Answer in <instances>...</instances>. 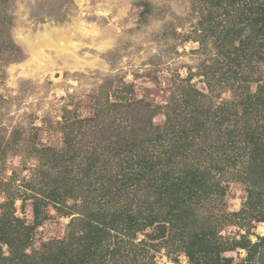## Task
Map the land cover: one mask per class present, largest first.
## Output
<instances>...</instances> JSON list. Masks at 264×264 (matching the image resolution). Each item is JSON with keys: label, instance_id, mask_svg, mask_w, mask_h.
<instances>
[{"label": "rangeland", "instance_id": "obj_1", "mask_svg": "<svg viewBox=\"0 0 264 264\" xmlns=\"http://www.w3.org/2000/svg\"><path fill=\"white\" fill-rule=\"evenodd\" d=\"M213 5L216 0H0V222L2 227H34L28 255L40 259L62 241L76 242L89 218L110 211L111 219L118 202L119 207L129 202L105 195L123 176L117 174L119 157L107 153L96 162L95 169L108 180H101V172L88 179L85 172L94 150L98 154L114 146L117 129L126 138L149 123L153 112L152 123L163 127L166 110L175 105L182 116L194 118L203 117L207 105L220 109L234 99L230 89L213 84L211 91L208 85L213 70L221 67L216 77L221 76L226 60L202 23L208 27L204 20L214 11L212 17L223 21L225 30L231 26L223 9ZM47 38L74 46L49 48L43 45ZM40 45L43 55L36 58ZM189 92L200 95L192 100ZM58 156L62 159L52 161ZM233 177L227 172L220 178L227 189L224 197L214 196L203 208L197 202L192 215L203 219L215 208L213 225L227 245L246 234L256 243L264 236V222L232 216L249 196L247 186ZM147 191L144 187L134 196L146 211L157 198ZM35 203L43 219L38 225ZM161 211L168 217V209ZM123 224L128 227L130 221ZM126 227L113 231L99 250L93 247L96 263L190 264L177 242L168 243L180 233L166 222L135 236ZM62 245L71 254L78 252L76 246ZM0 249V264H23L20 257L8 259L7 245ZM223 257L238 264L247 251L236 249Z\"/></svg>", "mask_w": 264, "mask_h": 264}, {"label": "trees", "instance_id": "obj_2", "mask_svg": "<svg viewBox=\"0 0 264 264\" xmlns=\"http://www.w3.org/2000/svg\"><path fill=\"white\" fill-rule=\"evenodd\" d=\"M222 1L226 6L223 7ZM213 6L223 9L221 14L231 21V26L225 30L224 22L212 17L214 11H210L204 20L209 26L202 23V30L214 36L217 48L226 60L221 76L216 77L221 67L219 71L213 70L217 81L213 83V77L208 85L211 91L215 85L230 89L234 99L229 106L212 109L207 105L203 117L189 118L182 116L179 106L175 105L166 110L167 120L163 127L152 123L153 112L149 123L134 128L126 138L121 129H117L114 146L101 148L98 154L94 150L85 172L88 179L91 174L101 172V180H108L103 171L95 169L96 162L107 153H112L113 158L119 157L120 173L117 174L123 176L113 181L114 187H109L105 195L116 201V198H126L129 202L120 207L118 202L116 211L111 212V219L107 215L110 211L89 218L91 222L86 232L76 237V242L62 241L61 246L40 259L25 252L31 245L30 231L34 227H2L0 222V244L10 249L9 260L20 257L23 264H98L93 258V247L99 250L103 240L112 236L113 231H123L126 227L123 222L128 219L130 224L126 230L132 236L165 222L170 228H176L179 237H171L176 241L168 240V243L177 242V246H173L184 251L190 264H232L233 260L223 254L236 249L247 251L246 259L238 264H264V236L253 243L246 234L239 239L233 238L227 245L218 236V226L213 225L215 208L203 219L192 215L197 202L203 208L214 196L222 198L226 195L227 189L220 186V178L231 172L237 176L232 179L245 184L249 193L243 209L232 216L264 222V0H216ZM198 95V92H189L192 100ZM190 99L187 97L186 102H191ZM140 134L143 137L140 138ZM45 153H50L49 149ZM60 159L61 156L53 157L52 161ZM70 160L74 162V157ZM258 184L261 185L257 187ZM144 187L148 196H157L154 202L145 204L149 206L147 211L144 202H135L134 197ZM38 206L35 203L37 225L43 220ZM162 208L168 209V217H164ZM116 220L121 222V228L114 225ZM247 223L244 226L247 227ZM162 228H166L165 225ZM87 242L90 244H85ZM62 244L76 246L78 252L71 254L72 250ZM119 251L116 250L114 256ZM113 257L110 259L114 260Z\"/></svg>", "mask_w": 264, "mask_h": 264}, {"label": "bare ground", "instance_id": "obj_3", "mask_svg": "<svg viewBox=\"0 0 264 264\" xmlns=\"http://www.w3.org/2000/svg\"><path fill=\"white\" fill-rule=\"evenodd\" d=\"M85 27L83 26V27H81L80 29H81V31H83V29H84ZM85 30V29H84ZM85 33L87 34V32L85 31ZM50 38H47L46 39V41L43 43V45H47L49 48H50V46H54V45H56V47H54L53 49H57L58 48V46L60 47V48H66V49H70V46L72 47V46H74V44H67L66 42H67V40H64L65 42H61V43H59V45L56 43L55 44V42H53V38H52V42H50ZM54 43V44H53ZM42 45H40L39 47H41ZM43 51H44V47L42 46V48H38V50L37 51H35L34 52V54H35V56H36V58H39L41 55H43Z\"/></svg>", "mask_w": 264, "mask_h": 264}]
</instances>
